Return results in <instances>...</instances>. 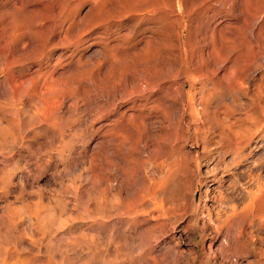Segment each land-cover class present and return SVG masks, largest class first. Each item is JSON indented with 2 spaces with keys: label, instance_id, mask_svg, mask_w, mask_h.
<instances>
[{
  "label": "bare ground",
  "instance_id": "6f19581e",
  "mask_svg": "<svg viewBox=\"0 0 264 264\" xmlns=\"http://www.w3.org/2000/svg\"><path fill=\"white\" fill-rule=\"evenodd\" d=\"M99 1L98 3H101ZM162 1L165 2L164 5H169V9H167L169 11V13L167 12L168 16H159L158 0L154 12L157 20H159L160 18L163 22V28L166 30L167 34V41H169L170 45L173 48L175 47L174 49L177 52V56L175 59H177V61H175L174 63L176 67L174 66V64L171 66V63H165V65L163 64L162 68V59L153 56L152 58H149L151 59L150 61H143L144 64H151L152 69L150 72L145 73V71L147 70L143 71L142 69L136 67L138 69L133 68L128 74H125V77L122 78V75L120 77V73L122 72V70L124 72V69H126V67L131 64H138V66L140 67L143 63L139 64V62L141 61H137V58L134 60L135 62L130 59L129 61L125 60L124 58L122 59L120 56L110 58L109 54H102L104 53L102 49H91V46H87L91 51L84 58L82 56L78 57L79 54L76 58L75 55L78 53L77 52L75 54L76 51H70L71 53L69 52L70 54L66 57L67 59L72 60V63L67 70L61 71L60 73L58 72V77L56 79H53V73H51V69L50 73L47 72V68L46 72L48 73V75H42L43 77L41 79V83L35 81L36 86H32L33 83H35L33 82L34 77H30L25 80H20L19 78V81L9 77V75L8 77L5 76V78L1 77L0 101L3 100L2 102L4 103V105L8 104L9 106L5 105L4 107V105L0 104L3 106H0L2 107V110H0V159L2 162L7 161L10 160L12 156H14L13 154L15 151L19 153L25 152V155L22 154L21 156H19L18 160L16 158V160H14V163L20 160H24L25 166L28 169L26 171L23 170L20 176L17 177V196L19 195V197L16 199L19 200V198H22V196L24 199V196L30 195V193H32L33 195L31 189L32 187L35 188V184L37 183H35L37 176L30 177L31 174L29 172L34 171L35 173H37L36 171H38L39 173L41 166L47 168V166L50 164L49 162L52 159L51 155H49L50 153H46L47 155L40 156L34 155V151H36V149H38L40 146L45 147L46 145V148H50L52 144L58 142L61 146L59 148L60 150H62L69 143H73L76 137H78L80 144L77 145L75 151L71 156L68 155V157L66 158V163H63V169H65V166L66 168H71L73 166L75 167L77 163L80 164L83 162V164H86V166L88 164V166H85L86 168L80 174H78L79 176L76 177V184H74L73 186L68 185L65 188L66 195H63L64 198H61L62 201H60L59 199L60 202L58 201L57 205L55 204L56 206H53L54 208L44 207V209L41 207L34 209L31 208V210H20L21 208H14L10 203H7L2 208L3 213L1 214L0 219L1 222L6 223L4 226H7V228L16 227L17 229V226H15L17 220L15 221V219L18 218L19 220L20 217H22L21 220L23 219L22 222H24V225L19 230L21 232V238H19L20 241L17 240V242L22 241L25 243V245H28L31 248V251L29 248V256L27 258L21 259L22 261L24 260V262L27 261V264H45L46 257L44 259V256L40 257V251L44 252V255H46V252H51V249L53 250V248H51L52 246L50 247V245L53 244L52 242L55 239V234L52 236L53 232H51V230H54L52 225H54L56 221L60 223L59 229L61 228V231L59 233L60 236H58L60 243V252L56 255H53L56 256L60 264H150L154 259H156L155 264H178L177 262L179 261H177L178 259H176V254H174L176 255L175 258L172 259L171 238L170 241L162 244V247L159 249V251H153L154 249L151 250L153 247H155V240L156 236L159 235L158 233L166 234L167 232H171V230L173 229L172 225H174L175 222L178 223L177 221L182 220L186 215H188V213H191L192 216L190 217V219H188L187 224L185 223L186 228L190 224L192 226L191 228H195L196 230L200 229L201 233L204 228L206 229L204 220H199L200 216L198 217L196 214L198 209V202L196 198L198 190L197 187L198 183L201 181H199L198 179V173L194 170H189L188 167L191 166L183 167L179 162L167 165V157H169V155L166 152V141L167 139L169 140V149L181 148V142L185 141L186 138H190V125L197 124L196 127H194L192 130H198V132H200V126L198 127V124L200 123L198 111L206 109L211 104L208 105L209 103L206 101V98L205 102L208 103V106H206V108H202V99L200 98L203 96L198 97L200 101L197 104L194 99L195 96L193 95V93L190 95L189 93L191 91L187 92V90L185 89V78L182 75V70L184 69L182 55L184 54L185 42L183 37V30L186 26V21L184 20L185 16L180 15L177 11V0H168V2L166 0ZM103 2L104 0L102 1V5H104ZM226 3L229 9L233 7L232 0H219V4L221 6H225ZM247 5L245 6L244 3V10L246 11L243 12L238 8V12H233L235 18L234 22L228 19L221 20L217 22V24H214V27L209 28V30L205 32L200 38L202 42H205V45L199 46L197 57H199L202 61L204 59L202 58L203 56L207 59H209L210 56L214 58V60L210 58V67L209 69L206 68L207 73L216 75V73H218L223 69L222 67H224V69L222 70L223 72L221 73L219 78L220 85L218 84L220 86L218 90H221L222 96L221 98H219V100H217L218 102L216 106L214 105L215 110H218V107L222 104V101L228 99L230 96L227 94V92L228 88H230L229 86L231 85H229L230 83H227V79L228 77L230 78V75L233 74L232 73L228 76L232 68H236L235 66H237V63L239 62H237V58H239L237 57L238 53L241 54L240 58H242V56L245 57L248 51L250 52V48L253 47L251 46L252 43L261 44L260 40L262 38L260 37L262 35L261 32L264 33V17L261 18L259 11H256V9L258 8L256 0H248ZM58 7L61 6L59 5ZM247 7H249L251 11L249 9V11H247ZM1 9L3 8L1 7ZM52 10L51 12H53ZM229 13L231 14V12ZM16 15L17 16H15L13 11L11 13L7 10H5L4 12H0V22L4 25V34L0 41L4 42V44L6 43L11 45L16 56H22L27 51L31 50L36 42H38L37 40L39 38H41V40H43L44 42L47 41L50 35L55 31V26H57L56 23L52 21V24L48 23L50 25H46L45 28L43 27V29H41L39 32H36L34 29L38 28V17L36 19L37 22L33 20L29 23V30L23 28V31L13 33L12 31L14 30V27H16L17 23H22V25L25 26V24L29 20L28 16L30 14H26V10H23L18 11V14ZM134 16H136V14ZM80 20H82L83 22L82 18ZM110 22H112V20ZM72 24V28L76 26L75 24L74 26H72ZM109 24H107V26ZM68 25L70 28L69 23ZM22 27L23 26H21V28ZM132 27L133 26L129 27L127 31L120 37L126 38L132 35ZM217 27L219 29L215 30ZM64 28L66 29L67 27L65 26ZM69 28L68 30H65L66 32L64 34L58 32V38H56L57 42H72L74 41L72 39L77 36L79 42V40L84 35V30H82L81 32V30H79V26H77L75 29H73L72 32H70ZM57 29H59V27ZM105 30L107 31V29ZM30 31L34 32L31 33ZM68 31L70 32V35L67 34ZM105 34L106 32H101V35L94 36L92 38L89 37L90 39L87 41L93 42L96 40H104ZM197 36L198 34L193 35L195 39L197 38ZM8 40H10L11 43ZM107 40H109V37ZM105 42L107 43V41ZM65 43H63L62 45H67ZM119 43L117 42L110 46L104 44V48L105 50L109 49L110 52L115 51L116 54H121V56L126 52L131 55L133 54V51H131L132 46H130V48H125ZM172 43H174V46ZM236 45L237 50L235 49ZM205 50L206 53L203 52ZM63 57V54H59L55 58V61H53L52 67L59 63L61 59H63ZM99 57L101 59H99ZM228 62H230V65L225 67ZM64 63L67 64L66 62ZM195 64L197 67L199 65L201 66L198 60ZM156 66H161V68L159 69L160 71L157 70V68H154ZM200 66L198 70H200ZM129 68L130 66L128 67V70ZM164 68H166L165 74H167L169 78L163 81L162 70ZM54 69L52 72H54ZM39 71L40 68L37 67L36 72H38V74ZM71 72H74V74L76 75L71 76L67 79L65 78L66 80L64 79V81L59 80L60 77L67 73H69L70 75ZM159 73L160 75H158ZM55 74H57V72ZM31 76H34V74H32ZM113 76L118 77L117 80H112ZM47 78L50 79L49 82H47ZM141 78H145L148 80L147 82H145V84H143ZM215 90L216 87L213 84H210L207 90V95L209 96L208 101L212 92H214ZM187 93L188 95H190L189 97L187 96ZM197 106L200 107L198 111ZM208 109L209 108H207V110ZM165 112L173 115L168 116V132L171 133H169L170 135L168 134V138H166L168 135L166 136L165 127L162 130L159 129V126L161 124L165 125ZM218 112L219 111H217V113ZM210 113L212 114V112ZM215 113L216 111L214 112V114ZM211 116H209V118ZM216 116H214V118ZM218 116L220 117L221 113L218 114ZM227 119L225 116L221 117L222 122L226 123L228 121ZM207 120L210 119H208L207 117ZM213 120L214 119H212L211 122ZM173 121H175L176 123L175 131H170V129H172L171 122L173 123ZM221 121L219 125H221ZM210 124L208 123V125ZM31 125H37V127L31 128ZM229 125L224 126L222 123V126H224V128L222 127L220 132L221 134L223 133L222 136H224V139L230 138L229 136L232 134V128L230 130V128L228 127ZM210 127L211 125L207 128V130ZM205 128L206 127L204 126V129ZM207 130L202 133H207ZM198 132L195 131L194 134L196 135V133L198 134ZM96 135H99V137H97ZM28 137H32V139ZM33 137H35V139ZM156 137L157 139H159L158 137H160V144H155L157 140L155 139L154 142V138ZM234 138H236V135ZM202 140L204 141V139ZM233 141H231V143ZM146 152L150 153L154 161H150L151 163L149 165L144 166L140 161L142 160L140 156H142ZM51 154L53 155V153ZM193 154L191 156H194ZM54 155L56 157V160L52 164V166L58 169L57 163L61 162L60 158L62 155L60 151L55 152ZM109 157L112 160H110ZM128 157H130V160L128 159ZM1 166L3 167L4 165ZM71 170H73V168ZM21 171L22 170H20V172ZM73 171L70 172V174L76 172ZM0 172H5L4 175L0 176V182L5 183V188L7 185V181L11 179L9 178L10 174L8 173V175L7 171L4 170ZM61 173H63V171ZM151 175L155 176L154 180L150 178ZM171 182L173 183L171 184ZM2 183H0V185ZM169 185H171L170 190L168 189ZM260 188H263V186ZM38 190L41 193V190ZM2 192L3 194H6L4 193V190ZM2 192H0V194ZM5 192H7V190ZM259 192L260 194L258 197H252L254 200L249 199V197L248 199L255 201V204L257 206L260 205L258 206L260 208L261 206H264V190ZM253 193H256V191ZM32 197L34 198V196ZM41 197L43 198V196ZM3 198H5V195ZM48 198L47 200H49ZM39 200H41V198ZM249 200L247 201L249 202ZM4 201L2 204H4ZM23 202L25 204L27 203L25 202V200ZM54 203L56 202L54 201ZM47 204L49 205V203ZM249 204H251V202ZM23 205L24 204H22V206ZM17 206L18 205H16L15 207ZM28 206L30 207V204H28ZM245 207L240 211V213H236L238 216L235 214L236 217H232L233 215L230 212L229 215L232 216L227 219L226 223L220 225L216 221V226L213 227L215 232L222 234V240H220L219 242L220 244L217 247V251L220 253L221 258L225 260V262H230L229 264L236 263L233 260L231 261V257L234 254H237V249L243 247L238 240V234L236 231L238 226L241 227V229L242 227H245V229L250 227L249 219L251 217L252 205H249L246 208ZM252 211H255V209H252ZM262 211L264 212V209ZM262 211H259V213H261ZM46 218L51 230L46 226ZM209 220L211 219L208 218L206 222H211ZM1 222L0 227L3 226L1 225ZM46 227L47 230L49 229V231L51 232V236H48V241L45 242L44 231L46 230ZM211 227L212 226H209V228L211 229L210 232L212 231ZM0 229V231H2L1 233L3 234L2 228ZM59 229L57 231H59ZM10 230L5 229L4 231L6 233L10 232V235ZM181 231L185 233V227L184 230H177V234L180 235ZM4 235L6 234H3V236ZM35 235L37 237H35ZM14 237L15 236H13V238ZM9 239L10 238H8V240ZM23 239L27 240V243ZM54 242H56V240H54ZM7 243L8 241L6 240V245ZM2 246L5 247L4 244H2ZM12 247L13 246H9L7 248L8 251L9 248L14 249L16 246L14 248ZM57 247H59V245ZM16 249L18 248H15L14 250L16 251ZM209 250H211V246L209 247ZM5 251L6 248L3 253H5ZM34 251L36 253H33ZM12 254L14 253H11V256H13ZM18 254L15 256H18ZM25 254L26 253H24V255ZM152 254L155 255L153 256ZM0 256L2 257L0 258V264H15L13 261L11 262L10 260H8L7 257H4V254L3 256ZM12 258L16 259L14 257H11V259Z\"/></svg>",
  "mask_w": 264,
  "mask_h": 264
},
{
  "label": "rangeland",
  "instance_id": "374dc122",
  "mask_svg": "<svg viewBox=\"0 0 264 264\" xmlns=\"http://www.w3.org/2000/svg\"><path fill=\"white\" fill-rule=\"evenodd\" d=\"M98 1L97 0H93V1L92 0H0V12H2V11L4 12L5 10H7L8 12L11 13L13 11L15 16H17L16 14H18V11L26 10V14H28V13L30 14L28 16L29 20L27 19L28 21L25 24V26L22 25V23H20V24L17 23L18 25L16 24V27H14V30L12 31L13 33L21 32L24 30L23 28L29 30V23L32 22L33 20L36 21V19L38 17L39 18L37 19V21H38L37 27L39 28V30H38V28L34 29L36 32L37 31L39 32L41 29H43V27L45 28L46 25L48 26V25L52 24L53 22H55L57 25V26H55V31L53 32V34H51L50 37L47 39V41H45L46 43L43 40H41V38H39L37 40L38 42H36L34 47H32V49L33 48L34 49L29 50L30 52L27 51L22 56H16L15 52H13L14 49H13V47H11V45L6 44V43L4 44V42L0 41V79L5 78V76L8 77V75H9V77L16 79L17 81H19V78H20V80H25V79H28L30 77H34L33 82L37 81V82L41 83L42 77L46 74L48 75V73H50V69H51V73H53V79H56L58 77V72L60 73L61 71L67 70L72 63V60L67 59L66 56L69 55L71 52L76 51L75 54L78 52L75 55L76 58H77L78 54H79L78 57L82 56L84 58L91 51L88 49L89 46H91V49H93V48L94 49H97V48L102 49V51L104 52L102 54H104V55L109 54L110 58H115V56H117V57L120 56L122 59L124 58L125 60H128V61H129V59L134 61L137 58V61H141V62H139V64L143 63L140 67L138 66V64H131V65H129L130 66L129 70H128L129 66L128 67H126L127 65L124 66V67H126V69H124V72L122 70L123 73L122 72L120 73V77L122 75V78L125 77V74H128L133 68H136V67L142 69L143 71L147 70V71H145V73L150 72L152 69L151 64L150 63L144 64L143 61L148 62V60L149 61L151 60L149 58H152L153 56L162 59V68H163V64L165 65V63H171V66L173 64L175 66L174 62L177 61V59H175L177 56V52L174 49L175 47L173 48L170 45L169 41H167V37H166L167 34H166V30L163 28V26H164L163 22L160 18H159V20H157L155 12H154L155 11L154 9L157 5V0H107V1L104 0V2H103L104 5H102L103 0L99 1L101 3H98ZM166 1L168 2V0H166ZM242 1L243 0H232L233 7L231 9H229L227 3L225 4V6H221L219 4V0H177L178 7L176 9L180 15L185 16L184 20L186 21V26L183 30V37H184L185 42H184V54L182 55V59L184 62V69L182 70V75L185 78V89L187 90V92L191 91L189 93L190 95L193 93V95L195 96L194 99H195L197 104L200 101L198 99V97L203 96L200 98V99H202V103H201L202 108H206V106L211 104L210 106L207 107V108H209L208 110H207V108L204 110H199L200 107L197 106V111L199 110L198 112H199V118H200V123L198 124V127L200 126V129H201V130L199 129L200 132H198V130H195L196 132H198V134L196 133L197 136L194 134L195 131L192 130L194 127H196L197 124H192L189 127L190 138H186L185 141L181 142V145H182L181 148L169 149V147H170V146H168L169 140L167 139V141H166V152L169 155V157H167V165H169L171 163L173 164L175 162H179L183 167L191 166V167H188V169L192 170V171L194 170L195 172L198 173V179H199V181L200 180L201 181L198 183V187H197L198 190H197L196 198H197V202H198V209L201 208L202 210L197 209L196 214L198 217L200 216L199 220H201V219L204 220V223L206 225L205 227L207 229L206 230L204 228V230H202V233H201L200 229L196 230L195 228H191L192 226L190 224L188 225L189 228L188 227L186 228L185 223L187 224L188 219H190V217L192 216L191 213H188V215H186L182 220H179V221H177L178 223L175 222V224L172 225L173 229L171 230V232H167L166 234L158 233L159 235L156 236V240H155L156 241V244L154 245L155 247H153L151 250L154 249L153 251H159V249L162 247V244L170 241V238H171L172 259L175 258V256L177 255L176 259H178L177 261H179V262H177L178 264H180V263L181 264H229L230 262H225V260H223L221 258L220 253L217 251V247L220 244L219 242H220V240H222V234L215 232L213 227L216 226V221L220 225H223L224 223H226V221L229 217H231L232 215H233L232 217H236V215H237L236 213H238V212L240 213V211L243 210L245 206L247 207L249 205L250 206L252 205L251 217L249 219L250 220L249 221L250 227L247 229H245V227L244 228L242 227V229H241V227L238 226V228L236 230L237 234H238V240L242 244L243 247L240 249H237V252H236L237 254H234L231 257V261L233 260L236 262V263H232V264H264V216H263L264 212L262 211L264 209V206H261L259 208L258 206H260V205L257 206L255 204V201H252V200H254L253 198L259 196V194H260L259 191L264 190L263 189L264 188V184H263L264 183V33L261 32L262 35L260 34L261 35L260 38H262L260 40L261 44L252 43L251 46H253V47L250 48V52L248 51V53L246 54L245 57L242 56V58H244V59L240 58L241 54L238 53L239 56L237 55V57H239V58H237V62L239 61L238 62L239 64H241V62H242V64L239 65L237 63V66H235L236 68H232L231 72L228 74V76H229L230 74L233 73L232 75H230V78L228 77V79H227V83L228 84L230 83L229 85H231V86H229L230 88H228V92H227V94L230 96L228 99L222 101V104L218 107V110H215L214 107L216 106V104L218 102L217 100H219V98H221V96H222L221 90H218V88L220 87L219 86L220 85L219 78H220L221 73L223 72L222 70L224 69V67H222L223 69L220 70L218 73H216V75L215 74L212 75L211 73H207L206 68L209 69V67H210L209 63L211 62V59L214 60V58L210 56L211 59L210 58L207 59L203 56L202 58H204V59L202 61L199 57H197V54L199 52V46L205 45L204 44L205 42H202L200 40V38L203 36V34L205 32H207L209 30V28L214 27V24H217V22H219L221 20L228 19V20L234 22L235 21L234 20L235 18L233 15L234 13L238 12L239 9H241V11H243V12L246 11L244 9L248 3V0H244L243 2ZM256 1H257V7H258L256 9V11L258 10L260 17L263 18L264 17V0H256ZM8 3L9 4L12 3V4L9 5ZM244 3H245V6H244ZM158 4H159V16H168L169 11L167 9H169V5H164L165 2L162 0H158ZM57 5L58 6L60 5L63 8L58 7ZM241 5H242V7H241ZM1 7L3 9H1ZM248 9H249V7H247V11H249V10L251 11V9H249V10ZM28 10L31 12H29ZM51 10L53 12H51ZM164 12H165V14H164ZM229 12H231V14ZM135 14H136V16H134ZM63 16H65V17H63ZM53 18H55V19H53ZM81 18L83 19V22H82V20H80ZM111 20H112V22L113 21L114 22L113 23L110 22ZM67 22L70 24V28L72 30L69 28V25ZM72 22H73V24H72ZM48 23H50V24H48ZM78 23H79V25H78ZM131 23H132V25H131ZM71 24H72V26H74V24L76 26H74L72 28ZM107 24H109V25L107 26ZM3 26L4 25L0 22V40L4 34L3 33V30H4ZM21 26H23V27L21 28ZM65 26L67 27L66 28L67 30L69 28L70 32H72L73 29H75L77 26H79V30H81V32H82V30H84V35L79 40V42L77 39L78 36L75 37L74 39H72V40H74V41L71 40L72 42H67V41H62L60 43L57 42L56 38H58L57 37L59 34L58 32H61V34H64L66 32L65 31L66 29L64 28ZM131 26H133L132 27V31H133L132 35H130L129 37H126L127 39L121 38L120 36L123 33H125L127 31V29ZM58 27H59V29H57ZM105 29H107V31ZM218 29L219 28L217 27L215 30H218ZM261 31H263V30H261ZM30 32L32 33L34 31H30ZM70 32L68 31L67 34L70 35ZM101 32H106V34H105L106 40L105 39L104 40H96L93 42L87 41L94 36L101 35ZM197 34H198V36L195 39L194 38L195 36L193 37V35H197ZM108 37H109V40H107ZM152 40H154V41H152ZM8 41L11 43L10 40H8ZM105 41H107V43ZM114 42L115 43L120 42L119 44L123 45V47H125V48L126 47L130 48V46H132L131 51H133V54L131 55L128 52H126L125 54H122V56H121V54H116L115 51L110 52L109 49L105 50L104 44L110 46V45L115 44ZM63 43H65L67 45H62ZM124 44H126V45H124ZM172 44L174 46V43H172ZM235 49L237 50V45H236ZM107 51H109L110 53ZM203 52L206 53V50ZM149 53H150V55H149ZM59 54L64 55L63 59H61V61L59 63H57L55 66L52 67L53 61H55V58ZM100 57H99V59H101ZM197 60H198L199 64H201V66L199 65L201 67L200 70H198L199 66L197 67L195 64L197 62ZM201 61H202V63H201ZM64 62H66L67 64H65ZM203 62H205V63H203ZM206 63H207V65H206ZM194 64H195V66H194ZM202 65H204V66H202ZM228 65H230V62H228L225 65V67H227ZM238 66H239L240 70L238 69ZM37 67L40 68L39 74H38V72H36ZM52 68L53 69L56 68V69H54V72H52L53 71ZM64 68H66V69H64ZM138 68H136V69H138ZM154 68H157V70H159L161 68V66H156ZM46 70L48 73L46 72ZM125 70H126V72H125ZM127 70H128V72H127ZM41 71L42 72L44 71V72L42 73ZM56 72H57V74H55ZM162 72H163L162 73L163 81L167 80V78H169V77L167 74H165L166 68H164L162 70ZM32 74H34V76H31ZM72 74H74V72H71L70 75H69V73H67V74L63 75L62 77H60L59 80L64 81L65 78L67 79V78H70L71 76L76 75V74H74V75H72ZM39 75H41V76H39ZM158 75H160V73ZM204 75L207 77H205ZM48 78H47V82L50 81V79H48ZM117 78L118 77L113 76L112 80L115 81V80H117ZM147 80L148 79L141 78V81L143 82V84H145V82H147ZM35 84H36V82L33 83L32 86H34ZM210 84H213L216 87L217 91L215 90L214 92H212L210 99L208 101L209 96L207 95V90H208V87L210 86ZM200 93H201V95H200ZM190 95H188V93H187L188 97ZM206 98H207V100H206ZM173 99H174V96H173ZM203 100H204V104H203ZM205 100L209 104L207 102H205ZM2 101H0V104L4 105V103ZM2 105H0V106H2ZM5 105L9 106L8 104H5ZM5 105H4V107H5ZM204 105H205V107H204ZM2 107H0V110H2ZM215 111H216L215 114L217 116L214 114ZM217 111H219L221 113L220 117L218 116V114H220V113L219 112L217 113ZM221 111L226 112V113H222ZM210 112H212V114ZM207 114H208V116H207ZM170 115H172V114L166 113L165 125L161 124L159 126L160 127L159 129H161V130L164 129V127H165L166 136L170 133V132H168L169 126H167V121L169 119L168 116H170ZM205 115H206V117H205ZM209 116H211L212 118L211 117L209 118ZM214 116H216V117L214 118ZM223 116H225L226 119L228 118L227 119L228 121L226 120L227 121L226 123L221 121V117H223ZM207 117L210 120H207ZM217 117H218V119L219 118L220 119L218 120ZM212 119H214V120L211 122ZM206 121H207V123H206ZM208 121H210V122H208ZM220 121L223 123L224 126H227L230 124L228 126L230 128V130L232 128V130H231L232 136L230 135L229 136L230 138L224 139V136H222L223 133L221 134L220 130L222 129V127L224 128V126H222V123H221V125H219ZM213 122L216 125H214ZM208 123L209 124L211 123L210 124L211 127L209 128L210 130L209 129L207 130V128L210 126V125H208ZM171 126H172V129H170V131H175V127H176L175 121H173V123L171 122ZM204 126L206 127L205 129H204ZM219 126H220V128H219ZM34 127H37V125H31V128H34ZM173 127H174V129H173ZM205 130L208 131V132L206 131L207 132V133H205L206 135L204 133H202V132H205ZM169 135L166 138H168ZM235 135H236V138H234ZM96 136L99 137V135H96ZM205 137L206 138L208 137V138L206 139ZM28 138L32 139V137H28ZM33 138L35 139V137H33ZM158 138L159 139H157V137L154 138V142H155V139L157 140L155 144H158V143L160 144V137H158ZM202 139H204V141ZM205 139H206L207 143L205 142ZM233 139H234V141H233ZM231 141H233L232 142L233 145H232ZM79 144H80L79 138L76 137V139L74 140L73 143H69L62 150H60L59 147H61V146L59 145L58 142H55L54 144H52L51 145L52 147L50 146V148H46V145H45V147L40 146L38 149H36V151H34L35 152L34 155L40 156V155H47L50 153L49 155H51L52 159L49 162L50 164L47 166V168L46 167L44 168L42 166H41L42 168L40 167L39 173H38V171H36L37 173H35L34 171L29 172L31 174L30 177H33V176L36 177L37 176L36 181H35V183L37 182L35 184V188L32 187L33 190L31 189V191L33 192V195H32V193H30L31 196L25 195L24 199L22 196V198H19V200L16 199L19 197V195L17 196V194H18V189H17L18 188V183H17L18 178L17 177L20 176V174L23 172V170L26 171L28 169L25 166L24 160H22V161L20 160V161L15 162V163H14V160H16V158L18 160L19 156H21L22 154L25 155V152L19 153V152L15 151L13 154L15 156V158H14V156H12L13 159L11 158L10 160H7V161L2 162L0 159V168H1L0 171H3V170L7 171V174L8 173L10 174V175L8 174L10 176L9 178H11L7 181V185L5 188H4L5 183L0 182V183H2L0 185V192H2L4 190V193H6V194H3V192H2L0 194L1 195L0 196V210H1L0 216L3 213L2 208L7 203L12 204L14 208H19V209L21 208L20 210H23V209L24 210H31V208L34 209V208H41V207L42 208H44V207L54 208L57 205L59 199H60V201H62L61 198H64V196L66 195V193H65L66 189L65 188L68 185L73 186L74 184H76V179H77L76 177H78L79 176L78 174H80L88 166V164L86 166V164H83V162H82L80 164L77 163V165H75V167L73 166L71 168H69V167L66 168V166H65L66 171H65V169H63L64 168L63 163H66V161H67L66 158L68 157V155H70V156L72 155V153L75 151V148ZM29 148H30V146H29ZM58 148H59V150H58ZM26 151H27V149H26ZM57 151H60V153L62 155L60 158L61 164L57 163L58 169H56L52 166V164L56 160L54 153ZM51 153H53L54 156ZM186 154H189V155H186ZM192 154L194 156H191ZM140 157L142 159L140 161L142 162V165H144V166H147L152 161H154V159L150 155V153H147V152L144 153ZM109 159H110V157H109ZM128 159L130 160V157H128ZM110 160H112V159H110ZM183 164H185L186 166ZM1 165H4V166L2 167ZM21 166H22V168H21ZM61 166H62V168H61ZM48 168L50 170L54 169L53 171H55V172L50 171ZM72 168L74 171L71 170ZM20 170H22V171L20 172ZM62 171H63V173H61ZM72 171L73 172L76 171V172L70 174V172H72ZM4 173L5 172H0V176L4 175ZM11 174H12V176H11ZM55 176H57V177H55ZM150 178L152 180H154L155 176L151 175ZM63 181H64V183H63ZM69 181H71V182H69ZM10 182H12V183H10ZM172 183L173 182H171V184ZM39 186H40V188H39ZM258 186H260V187L263 186V188H260ZM36 187L41 190V193ZM41 187H42V189H41ZM7 188H9L10 190ZM170 188H171V185L168 186L169 190H170ZM6 190H7V192H5ZM38 191L40 193V196H39ZM255 191H256V193L258 192L257 193L258 195L256 193H253ZM7 193H8V196H7ZM36 193H38V194H36ZM4 195H5V198H3ZM32 196H34V198ZM41 196H43V198L45 200ZM29 197H31V198H29ZM36 197H38V198H36ZM39 197L41 198V200H39L40 199ZM52 197H54V198H52ZM248 197H249V199H252V200H249ZM8 198H9V201H8ZM47 198L49 200H47ZM15 200L17 202H19V201L20 202L17 203ZM24 200H25V202H27L28 200L30 202L28 201L25 204L23 202ZM247 200H249V202ZM3 201H4V204H2ZM40 201H41V203H40ZM43 201H44V204H43ZM49 201H53V202H49ZM54 201L56 203H54ZM250 202H251V204H249ZM47 203H49V205ZM22 204H24V205L22 206ZM28 204H30V207L28 206ZM38 204H40V205H38ZM42 204L45 206H43ZM16 205H18L19 207L18 206L15 207ZM254 205H256V206H254ZM255 207H258V208H255ZM252 209L253 210L255 209V211H252ZM258 210L262 211V212L259 213ZM46 212H47V209H46ZM230 212L232 214L231 216L229 215ZM209 214H210V216H209ZM206 215H207V217H206ZM21 218L22 217H20L19 220H18V218L15 219V221L17 220L15 226H17V229L19 228L18 230L16 229V227H13V228L8 227L7 228V226H4L6 223L1 222V219H0V222L2 223L1 225H3L0 228H2L3 234H6L3 236V234L1 233L2 231H0V233H1L0 239L2 236L4 237V238L2 237L1 242H0L1 243L0 255L3 256V254H4V257H7L8 260H10L11 262L13 261L15 264H19V263L20 264H27V261L24 262V260L22 261L21 259L27 258L29 256L28 252L30 254V251H31V248L28 245H25L24 242H22V241L17 242V240L20 241L19 238H21L20 237L21 232L19 230L24 225V222H22L23 219L21 220ZM208 218L211 219V220H209V221H211L209 223L206 222L208 220ZM47 222L48 221L46 218V226L50 229ZM57 223H59V222L56 221L54 224L55 226L52 225L54 230L50 229L51 232H53L52 236L55 234L54 240H56V242H54V240L52 239L53 244L50 245V247L52 246L51 248H53V250L51 249V252H46L45 253L46 255H44V252L40 251L41 256L40 255L39 256L40 257L44 256L43 259L46 257L45 264H60L58 262L56 256H54L60 252V243H59V237L58 236H60L59 233L61 231V228L59 229L60 223L59 224H57ZM209 226H212L211 232H210L211 229L209 228ZM47 227H46V230L44 231L45 242L48 241V238L51 236V232L49 231V229L47 230ZM184 227H185V233L181 231L180 235L177 234V230H180V229L184 230ZM5 229L6 230L11 229L10 230L11 234L9 235L10 232L6 233L4 231ZM58 229H59V231H57ZM13 232H14V234L15 233L16 234L14 235ZM10 236H12V237H10ZM13 236H15V237L13 238ZM35 237H37V236L35 235ZM8 238L11 239V240L9 239L10 244H9ZM173 239H174V241H173ZM6 240L8 241L7 245H6ZM23 240L25 242L27 241L25 239H23ZM2 244H4V246L5 245L6 246L3 247ZM57 244L59 245V247H57L58 246ZM9 246L10 247L13 246L12 248H14L16 246L15 248H18V249H16V251H15L14 250L15 248L14 249L9 248V251H8L7 248ZM210 246H211V250H209ZM5 248H6V251H8V252L5 251V253H3ZM23 248L24 249L28 248V249L24 250ZM29 248H30V251H29ZM12 250H13V252H12ZM17 251H19V252L21 251V252L19 253ZM179 251H181L182 253ZM10 252L14 253V254H12L13 256H11ZM24 253H26L27 255L26 254L24 255ZM33 253H36V252L34 251ZM17 254L20 257V259L18 256H15ZM174 254H176V255H174ZM152 255L154 256L155 254H152ZM11 257H14L16 259H13V258L11 259ZM0 258H2V257L0 256ZM49 260H51V261H49ZM48 261H49V263H48ZM153 261L150 264H155L156 259H154ZM135 264H137V263H135ZM139 264H141V263H139Z\"/></svg>",
  "mask_w": 264,
  "mask_h": 264
}]
</instances>
